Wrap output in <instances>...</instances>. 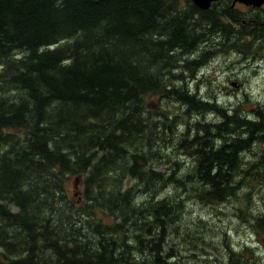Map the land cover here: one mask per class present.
I'll use <instances>...</instances> for the list:
<instances>
[{
	"label": "trees",
	"instance_id": "obj_1",
	"mask_svg": "<svg viewBox=\"0 0 264 264\" xmlns=\"http://www.w3.org/2000/svg\"><path fill=\"white\" fill-rule=\"evenodd\" d=\"M223 14L192 0H0V264H174L163 248L186 199H241L242 183L264 178V146L240 156L264 141V113L218 107L188 85L215 53L256 50L226 39ZM197 105L220 119L197 121L190 138L176 130ZM181 146L195 156L183 171ZM69 176L83 201L70 199ZM168 185L180 195L154 197ZM252 218L264 228V214ZM250 248L228 247L218 264H257Z\"/></svg>",
	"mask_w": 264,
	"mask_h": 264
},
{
	"label": "rangeland",
	"instance_id": "obj_2",
	"mask_svg": "<svg viewBox=\"0 0 264 264\" xmlns=\"http://www.w3.org/2000/svg\"><path fill=\"white\" fill-rule=\"evenodd\" d=\"M222 22L224 26V18ZM220 35V32L217 31L212 35L209 43L212 46H218L222 42ZM239 51L240 49L231 48V51L229 49L210 56L208 62L202 65L195 75L187 77L188 85L193 92L198 94V99L209 103L215 102L221 108L226 105L230 109L233 108L232 111L237 108L240 114L247 113L249 117H253L255 110L264 111V66L257 70L256 61L242 59L237 54ZM242 51L246 52V49H242ZM194 55L195 53H193ZM163 101L165 102V99ZM145 103L152 112L159 109L154 96L145 97ZM197 106L199 109L189 110L188 113L182 115L181 127L176 130H184L188 126L189 130L186 136L190 138L195 133H201L200 125H195L197 121L206 122L210 119H220L219 113L214 110L213 106L211 108ZM170 107L175 111L185 109L184 104L179 102H170ZM187 119L189 124L185 123ZM263 146L262 143H255L251 149L241 152L240 156L244 161L252 160L256 157L253 152L260 153L259 150ZM165 151L172 153L175 149L163 147V152ZM178 151L179 153L174 156V159L181 163L183 171L191 167L195 156L191 148L188 151V148L181 146ZM161 160L155 165L158 169H164L167 166V164H162ZM74 178V176L68 177V195L76 203L81 200V191L82 201L84 199V186L80 177L76 180ZM125 184L128 185V183ZM248 189L250 198L246 200L243 194ZM236 192L241 195V199L233 195L216 202L186 199L180 217L172 223L177 230L170 231L163 248L165 251L171 249V252H175L176 256H170L167 259L174 264L226 263L229 255L228 247L233 250H241L242 245H248L251 247L248 254L259 258L257 264H264V228L257 226L252 218L253 215L264 214V178L255 181L251 187L242 183ZM180 193L179 189L168 185L154 197L159 198L165 194H174L175 197H178ZM140 198H144V196L140 195L137 200ZM102 218L110 221L109 217ZM246 251L247 249H243V252L246 253ZM146 252L147 249H144L143 258ZM142 255L137 253L136 260L140 261Z\"/></svg>",
	"mask_w": 264,
	"mask_h": 264
},
{
	"label": "flooded vegetation",
	"instance_id": "obj_3",
	"mask_svg": "<svg viewBox=\"0 0 264 264\" xmlns=\"http://www.w3.org/2000/svg\"><path fill=\"white\" fill-rule=\"evenodd\" d=\"M258 1L260 2L244 0H214L211 2V5L223 9L226 39L236 38L242 41L254 39L255 51L240 50L237 54L242 59L255 60L257 70L264 66V0ZM261 112L264 113L262 110ZM262 116L264 117V114ZM260 133L264 134V130ZM260 143L264 145V141Z\"/></svg>",
	"mask_w": 264,
	"mask_h": 264
},
{
	"label": "water",
	"instance_id": "obj_4",
	"mask_svg": "<svg viewBox=\"0 0 264 264\" xmlns=\"http://www.w3.org/2000/svg\"><path fill=\"white\" fill-rule=\"evenodd\" d=\"M195 4H197L199 7L202 8H207L210 4L212 0H192ZM244 1H248V2H254V3H258L260 1L258 0H244Z\"/></svg>",
	"mask_w": 264,
	"mask_h": 264
}]
</instances>
